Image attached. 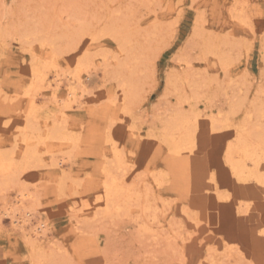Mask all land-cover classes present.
Here are the masks:
<instances>
[{"label":"rangeland","instance_id":"obj_1","mask_svg":"<svg viewBox=\"0 0 264 264\" xmlns=\"http://www.w3.org/2000/svg\"><path fill=\"white\" fill-rule=\"evenodd\" d=\"M49 33L63 36L54 57ZM175 116L192 136L172 151ZM26 119L38 138L21 171ZM240 125L264 138V0H0V153L17 164L0 264H264V183L230 166ZM22 190L44 226L34 248L7 209Z\"/></svg>","mask_w":264,"mask_h":264},{"label":"bare ground","instance_id":"obj_2","mask_svg":"<svg viewBox=\"0 0 264 264\" xmlns=\"http://www.w3.org/2000/svg\"><path fill=\"white\" fill-rule=\"evenodd\" d=\"M69 12V11H68ZM74 12V11H73ZM72 13V11H71ZM73 14V13H72ZM75 14V13H74ZM70 15V14H69ZM68 15V16H69ZM73 16V15H72ZM65 17V16H64ZM78 15L76 14V19H77ZM72 18V17H71ZM74 19V18H73ZM123 25V24H122ZM121 26V25H120ZM4 27V26H3ZM113 27V26H112ZM84 29V28H83ZM82 29V30H83ZM79 30V29H78ZM110 31V30H109ZM50 32V31H49ZM108 33V31H106ZM53 33V32H52ZM55 33V32H54ZM81 33V31H80ZM61 34V33H60ZM83 35V33H81ZM106 34V33H104ZM103 34V35H104ZM110 34V33H108ZM113 34V32H112ZM56 35V34H55ZM73 35V34H72ZM111 35V34H110ZM114 35H117V34H114ZM15 36V35H14ZM68 37V34L66 35ZM80 36V35H79ZM57 37V35H56ZM73 37V36H72ZM81 37V36H80ZM60 38H63V36ZM59 38V39H60ZM65 38V37H64ZM57 39V38H56ZM55 39V36L52 34L49 33V36L48 38H46V42L50 49H51V54H52V57L56 56V52L57 50L59 49L60 45L62 44L61 43V40L58 39V41ZM70 39H72L70 37ZM70 39H66L69 40L67 41L68 43H70ZM80 39V38H79ZM91 39V37H90ZM73 41V39H72ZM37 42V41H36ZM64 42V41H63ZM72 43V42H71ZM70 43V45H71ZM74 44V42H73ZM72 46H75L77 47L75 44ZM68 45V44H67ZM66 45V46H67ZM28 47V46H27ZM61 48V47H60ZM72 48V47H71ZM218 48V47H216ZM213 49V48H212ZM27 50V49H26ZM216 52V51H215ZM216 54V53H215ZM85 56V57H84ZM36 57V56H35ZM219 57V56H218ZM38 62V61H37ZM55 62V61H54ZM31 63V62H30ZM76 66H79V67H86L87 65V56L83 53L82 54V59L80 60L77 59V63H75ZM35 65V64H34ZM32 67V66H31ZM44 68V67H43ZM33 70V69H32ZM34 82H36V86H42V87H45L47 88L49 86L48 83H46L45 81L46 80V77L44 75L43 70H39L38 67H36L34 70ZM32 72V71H31ZM56 72V71H55ZM57 73V72H56ZM55 76V85H57V82H60L59 81V78H58V75L57 74H54ZM115 75V74H114ZM33 82V83H34ZM121 82V81H120ZM122 83V82H121ZM51 84V83H50ZM124 84V83H122ZM127 85H131L128 83L127 81ZM126 85V86H127ZM133 85V84H132ZM35 86V87H36ZM32 88V86H31ZM39 87H37L38 89ZM56 88V87H55ZM53 88V94H56V89ZM33 89V88H32ZM31 89V90H32ZM35 89V88H34ZM49 89V88H47ZM130 89V87H129ZM40 90V89H39ZM44 90V88H43ZM133 90V89H132ZM67 91V90H66ZM33 95V93H31ZM29 96L30 93L28 94ZM55 96V95H54ZM32 97V96H31ZM79 98V97H78ZM129 98V96H128ZM65 101V100H64ZM32 104V102H31ZM33 105V104H32ZM34 106V105H33ZM32 106V108H33ZM40 107V106H39ZM68 107V106H67ZM262 107V106H261ZM234 108V107H233ZM258 109V108H257ZM36 110V109H35ZM234 110V109H233ZM262 110V109H261ZM237 111V110H235ZM188 113V112H187ZM258 114V113H257ZM262 114V113H261ZM30 115V114H29ZM261 116V115H260ZM32 117V116H31ZM179 117V115H178ZM177 116H175L173 119H170V123L166 126L167 128V131L170 132L171 131V135L168 137V148L169 149H175L177 148L178 149V146L177 144H180L181 141L185 140L187 141L189 138H191L192 135H190L191 131L188 130V127H187V124L189 119L186 120V123L183 124V121L182 120L186 117L184 115V118L181 120L179 119ZM183 117V116H182ZM189 117V115L187 116ZM31 119V118H30ZM34 120V119H33ZM33 122V121H32ZM32 122L28 119H26V122L23 126V128L21 129V131L19 132V136L17 138H15V142H21V162H20V167H21V171H23L27 164L30 162L31 158L34 156L35 154V150L34 149H31V144H33V140H37L36 138H38L37 134L34 133V123L32 125ZM245 122V121H244ZM248 122V121H247ZM246 123V122H245ZM53 126V125H52ZM59 126V125H58ZM240 125V131L238 132V137H237V144H236V147H235V151H238L240 152V155H237V156H240V161L238 160V164H231V168L233 169V174L236 175V178L238 179H244V176H250V177H254V179L257 180L258 183H264V177L262 174L259 173V168H258V164H259V161L261 159H264V138L259 136V135H256L254 133L251 132V129L249 130V132L247 133V131H245L244 127L245 126H242ZM247 126V125H246ZM52 127V130L50 132H48L45 136L46 137H51V138H63L61 137V134H60V131L57 130L58 128L55 127ZM57 128V129H56ZM47 129V128H46ZM51 129V128H50ZM237 129V130H239ZM242 129V130H241ZM243 129L244 131L246 132L244 134L243 132ZM258 129V128H257ZM48 130V129H47ZM175 130L181 134V136L179 135H175ZM39 131V130H38ZM174 131V132H173ZM253 131V129H252ZM255 132V131H254ZM31 134H35L34 136H31ZM45 135V134H44ZM167 136H168V133H167ZM40 137V136H39ZM166 138V137H165ZM164 138V139H165ZM41 139V138H40ZM39 139V140H40ZM38 140V141H39ZM45 140V139H43ZM164 142L166 140H163ZM41 142V141H40ZM44 143V142H43ZM15 145V144H14ZM116 146V145H115ZM166 146H167V143H166ZM233 146V145H232ZM235 146V144H234ZM33 147V146H32ZM35 147V146H34ZM114 147V146H113ZM180 148V147H179ZM231 148V147H230ZM234 148V147H233ZM233 148H231L233 150ZM115 149V148H114ZM172 150V151H173ZM117 151V150H116ZM178 151V150H176ZM228 152V151H227ZM7 152L5 153H0V189L3 187V186H6L8 184V181L10 180V176L13 175L14 171L13 169L17 166V164H15L13 162V158L9 155V154H6ZM116 153V152H115ZM229 154V153H228ZM230 155V154H229ZM233 155V154H232ZM235 155V154H234ZM118 158V157H117ZM120 159V158H119ZM247 160H249L251 166H249L248 168V163L246 162ZM32 162V161H31ZM229 162L230 164V159L227 161ZM233 162V161H232ZM16 169V168H15ZM19 169V168H18ZM108 172V171H107ZM109 174V173H108ZM110 175V174H109ZM108 175V176H109ZM107 176V177H108ZM249 177V178H250ZM114 180V179H113ZM107 180L105 181L104 183V187H105V190H106V193L104 194L105 195V206L107 209L109 208H112V207H116L118 206L117 204V200L122 196L121 193L123 191H121L119 188H117L114 184L115 180ZM125 182V181H124ZM135 191V190H134ZM121 195V196H120ZM120 196V197H119ZM119 197V198H118ZM32 198L31 194L28 192V191H20L18 194H17V199L14 203L11 202V203H8V211L12 212L15 208H14V205L17 204V207H16V210H18L19 215H17V217L13 216V220H12V223L15 225L16 228H20V229H24L26 228V226L28 225V231H27V236L30 238V244L33 245V248H34V244H32L34 242V239L40 235V233L44 230V226L41 225V224H36V225H33L30 223V218H31V215H32V210L30 209V207H28L26 205V201H30V199ZM97 203V202H96ZM129 205V204H128ZM105 208V207H104ZM125 209V208H124ZM104 210V209H103ZM23 212V213H22ZM107 212V211H106ZM112 212V211H111ZM117 213V212H116ZM10 220V221H11ZM11 223V224H12ZM146 222L143 223V225L145 226V228H149V225L147 224ZM157 232V231H156ZM155 235V233H154ZM26 236V237H27ZM29 241V240H28ZM36 242V241H35ZM36 244V243H35ZM39 246V245H38ZM31 248V249H33ZM42 252V251H41ZM36 256V255H35ZM32 257V256H31ZM50 259V258H49ZM33 264H43V259H41V256H39L38 258L34 257L33 258Z\"/></svg>","mask_w":264,"mask_h":264},{"label":"snow or ice","instance_id":"obj_3","mask_svg":"<svg viewBox=\"0 0 264 264\" xmlns=\"http://www.w3.org/2000/svg\"><path fill=\"white\" fill-rule=\"evenodd\" d=\"M90 42V40L89 39H86L85 41H84V44L85 45H87L88 43ZM85 51V49H84V47H81L80 49H79V51L76 53L77 55H80V53H83ZM88 53H86V55H87ZM185 109H187V105H185ZM262 235H264V233H262Z\"/></svg>","mask_w":264,"mask_h":264}]
</instances>
